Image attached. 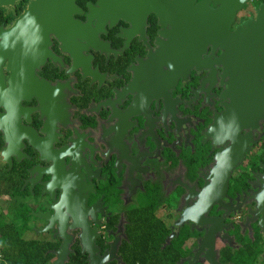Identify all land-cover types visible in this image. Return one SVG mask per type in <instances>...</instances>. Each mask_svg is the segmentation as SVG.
<instances>
[{
  "label": "flooded vegetation",
  "instance_id": "1",
  "mask_svg": "<svg viewBox=\"0 0 264 264\" xmlns=\"http://www.w3.org/2000/svg\"><path fill=\"white\" fill-rule=\"evenodd\" d=\"M263 2L246 0L229 30ZM104 3L135 7L105 21V48L69 55L51 36L56 61L21 81L1 67L0 232H17L32 264L54 259L61 226L68 255L86 228L107 264H264V117L239 131L250 141L231 166L210 129L228 101L220 50L159 49L144 1Z\"/></svg>",
  "mask_w": 264,
  "mask_h": 264
},
{
  "label": "water",
  "instance_id": "2",
  "mask_svg": "<svg viewBox=\"0 0 264 264\" xmlns=\"http://www.w3.org/2000/svg\"><path fill=\"white\" fill-rule=\"evenodd\" d=\"M19 1L22 0H0V7ZM106 1L117 0H96L95 5L86 4V10H81L74 0H28L8 26L0 25V81L1 67L16 75L15 81H21L23 76L33 74L47 57L56 61L49 52L51 36L60 51L69 55L87 47L105 48L97 37L105 21L124 17L115 13L119 9L135 8L134 3L118 8L105 4ZM141 1L145 2V13L150 11L158 17L162 28L159 33L166 38L157 42L159 49H197L196 56L207 45L220 50L217 63L222 76L227 78L223 95L228 101L210 129L218 128L230 140L226 151L235 154L232 166L250 141L247 136L240 138L239 131L254 128L257 120L264 117V2L254 9V17L249 16L229 30L235 13L246 0H199L195 6L190 5L194 0ZM75 14L83 15L85 20L76 19ZM173 55H161L162 64ZM182 57L189 60L192 54L187 52ZM58 235L62 241L49 264H64L67 260L69 237L64 226L59 228ZM94 235L93 230L80 229L77 233L80 253H86L87 264H107L110 256L96 253Z\"/></svg>",
  "mask_w": 264,
  "mask_h": 264
},
{
  "label": "trees",
  "instance_id": "3",
  "mask_svg": "<svg viewBox=\"0 0 264 264\" xmlns=\"http://www.w3.org/2000/svg\"><path fill=\"white\" fill-rule=\"evenodd\" d=\"M24 1L17 2V8L24 4ZM18 3L20 5H18ZM3 7H0V24H4L7 22V18L4 16L2 12ZM20 11V10H19ZM19 11H16L19 12ZM15 15V13H14ZM0 241L7 244L4 246H0V264H32L31 256H24L23 250L19 246V237L17 232H10L9 234L0 232ZM138 251V250H127V252ZM27 258V260H25ZM64 264H85L84 256L79 253V249L77 246L73 249V252L68 255V259ZM128 264H135L134 261L129 262ZM140 264H143L142 262ZM148 264V263H145ZM158 264V263H155Z\"/></svg>",
  "mask_w": 264,
  "mask_h": 264
},
{
  "label": "rangeland",
  "instance_id": "4",
  "mask_svg": "<svg viewBox=\"0 0 264 264\" xmlns=\"http://www.w3.org/2000/svg\"><path fill=\"white\" fill-rule=\"evenodd\" d=\"M16 4L14 6H17ZM2 12H3L4 16L7 18V22L5 24H9L12 21V19L18 13V12L16 13L15 8H11V6H9V7H3ZM14 13H15V15H14Z\"/></svg>",
  "mask_w": 264,
  "mask_h": 264
}]
</instances>
